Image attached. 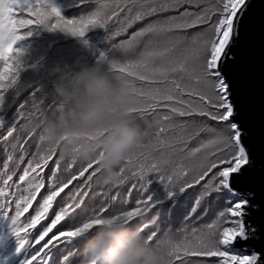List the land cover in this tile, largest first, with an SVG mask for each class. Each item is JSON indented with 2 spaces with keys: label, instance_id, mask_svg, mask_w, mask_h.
Returning a JSON list of instances; mask_svg holds the SVG:
<instances>
[{
  "label": "snow or ice",
  "instance_id": "obj_1",
  "mask_svg": "<svg viewBox=\"0 0 264 264\" xmlns=\"http://www.w3.org/2000/svg\"><path fill=\"white\" fill-rule=\"evenodd\" d=\"M95 2L93 13L66 19L51 0H0V105L18 84L24 49L17 45L33 26L77 37L100 27L110 47L99 60L128 82L130 111L148 133L114 178L99 160L67 157L55 143L48 126L57 121L59 104L33 95L14 124L0 120V207L14 216L18 251L31 244L27 264H49L57 243L118 221L162 246L167 264H264V152L258 160L236 72L257 31L264 49V0ZM152 173L170 197L200 186L191 202L185 198L176 230L160 231L147 194ZM205 201L218 209L214 218L189 227L207 215L198 211ZM117 202L124 207L114 211Z\"/></svg>",
  "mask_w": 264,
  "mask_h": 264
},
{
  "label": "clouds",
  "instance_id": "obj_2",
  "mask_svg": "<svg viewBox=\"0 0 264 264\" xmlns=\"http://www.w3.org/2000/svg\"><path fill=\"white\" fill-rule=\"evenodd\" d=\"M52 71L60 115L49 123L50 135L65 156L99 160L104 173L115 178L148 135L130 111L128 82L105 60L56 65ZM89 233L80 264H167L163 247L148 242L136 227L105 221L76 238Z\"/></svg>",
  "mask_w": 264,
  "mask_h": 264
},
{
  "label": "trees",
  "instance_id": "obj_3",
  "mask_svg": "<svg viewBox=\"0 0 264 264\" xmlns=\"http://www.w3.org/2000/svg\"><path fill=\"white\" fill-rule=\"evenodd\" d=\"M51 3L60 9L61 14L66 19H77L89 15L98 7L95 0H51ZM136 27L129 29V34ZM30 31L32 34L17 45V47L24 49V54L21 57L24 67L20 71L18 84L5 94L4 103L0 105V120H3L9 126L15 123L20 106L30 102L33 95L43 100L45 105L59 104V100L54 95L53 87V81L57 76L52 69L56 65L74 64L76 61L95 63L99 60L101 52H107L110 47L107 39L108 32L100 27L90 28L84 37L73 36L59 29L52 31L40 25L33 26ZM191 31H195V29ZM127 35L116 37V42L127 38ZM193 143L195 144V141ZM32 144L33 148L31 150L34 151L35 138ZM2 159L3 156L0 153V162H2ZM66 163L67 161H65ZM51 166L50 162L49 167L51 168ZM79 166L77 164L73 171L78 170ZM63 167L64 164H62V172ZM98 176L101 180L103 179L102 175L98 174ZM93 180L94 183L97 182L96 177ZM148 181L147 194L152 197L157 205L156 211L159 212L160 231L176 230L181 227L185 214V198L191 202L200 186H196V189H189L185 194L177 192L175 196L170 197L159 174H150ZM127 190V186L118 190L121 200L124 199ZM189 193L192 195L189 196ZM133 198H135V194ZM123 207L122 203L117 202L113 210L119 211ZM205 209H207V215L201 219L193 218L189 221V227H200L203 223L210 222L218 211L214 206L209 207L208 201L202 202L201 209L198 211L203 213ZM13 219V214L7 208L0 207V264H3L14 253L16 255L10 264H27L34 254V248L29 244L18 251L20 237L15 235ZM144 219H147V217ZM88 235L90 233L57 243L50 250L49 264H80L83 259L82 249Z\"/></svg>",
  "mask_w": 264,
  "mask_h": 264
},
{
  "label": "water",
  "instance_id": "obj_4",
  "mask_svg": "<svg viewBox=\"0 0 264 264\" xmlns=\"http://www.w3.org/2000/svg\"><path fill=\"white\" fill-rule=\"evenodd\" d=\"M238 91L257 159L264 152V49L259 31L245 47L244 59L236 69ZM259 175V172H255Z\"/></svg>",
  "mask_w": 264,
  "mask_h": 264
}]
</instances>
